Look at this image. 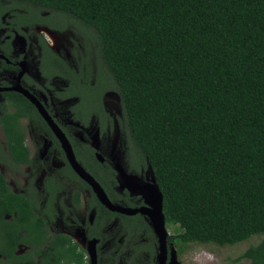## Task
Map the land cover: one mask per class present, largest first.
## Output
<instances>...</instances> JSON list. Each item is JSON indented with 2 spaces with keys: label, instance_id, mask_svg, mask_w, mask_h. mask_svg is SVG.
<instances>
[{
  "label": "trees",
  "instance_id": "16d2710c",
  "mask_svg": "<svg viewBox=\"0 0 264 264\" xmlns=\"http://www.w3.org/2000/svg\"><path fill=\"white\" fill-rule=\"evenodd\" d=\"M12 1L19 23L80 38L75 63L43 58L73 94L102 84L119 95L182 250L264 236V0ZM241 259L264 264V237Z\"/></svg>",
  "mask_w": 264,
  "mask_h": 264
},
{
  "label": "flooded vegetation",
  "instance_id": "af4514ba",
  "mask_svg": "<svg viewBox=\"0 0 264 264\" xmlns=\"http://www.w3.org/2000/svg\"><path fill=\"white\" fill-rule=\"evenodd\" d=\"M13 6L0 0V264H94L93 255L95 264H160L157 181L122 130L119 95L102 84L93 94H73L69 80L54 75L43 58L51 50L75 63L80 41L72 39L66 53L54 37H75L74 30L37 18L19 23L23 10ZM113 94L117 114L106 104ZM165 226L164 264H182L192 243L182 250L179 230Z\"/></svg>",
  "mask_w": 264,
  "mask_h": 264
},
{
  "label": "rangeland",
  "instance_id": "374dc122",
  "mask_svg": "<svg viewBox=\"0 0 264 264\" xmlns=\"http://www.w3.org/2000/svg\"><path fill=\"white\" fill-rule=\"evenodd\" d=\"M73 36L74 34L72 32L54 34V37L57 39L58 49H60L59 46L62 45L61 48H63V51L66 53L68 52V49L70 51L73 46L72 39L77 38L80 41L79 37H76V35L75 37ZM106 104L115 114L121 112L119 98L116 94H113L108 98ZM66 178V186H68V184L70 186V178ZM172 230L175 232V229ZM263 237V235H254L248 240L234 245L225 246H219L213 243L201 244L191 242L192 244H190L189 247H186L187 252L182 254V264H249L250 260L248 259L236 261V258L239 257L249 246L255 245L261 241Z\"/></svg>",
  "mask_w": 264,
  "mask_h": 264
},
{
  "label": "water",
  "instance_id": "95a60500",
  "mask_svg": "<svg viewBox=\"0 0 264 264\" xmlns=\"http://www.w3.org/2000/svg\"><path fill=\"white\" fill-rule=\"evenodd\" d=\"M21 91L23 93H27V91H25L24 89H21ZM57 135L60 136L59 132L56 131ZM62 137V134H61ZM71 162L73 163L74 168L77 170V172L86 179V181L91 184L94 189L95 192L98 194L99 198L102 200V202L104 204H106L107 206H109L111 209H115V207L110 203L104 189L102 188V186L88 173H86L80 166H78L74 160L73 157H70ZM154 190L157 193V201H158V208H159V213L157 212V216L153 218V222H154V227L156 232L158 233L159 237H160V241H161V255H159L160 258V264H164L165 258H163L162 256H164L166 254L165 248H166V239H167V229L165 226V221H166V216L164 213V197H163V193L159 187L158 184H154ZM93 260H94V264H95V257L93 255Z\"/></svg>",
  "mask_w": 264,
  "mask_h": 264
}]
</instances>
